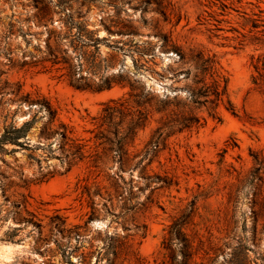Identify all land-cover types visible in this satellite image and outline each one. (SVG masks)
I'll return each mask as SVG.
<instances>
[{
  "label": "rangeland",
  "instance_id": "1",
  "mask_svg": "<svg viewBox=\"0 0 264 264\" xmlns=\"http://www.w3.org/2000/svg\"><path fill=\"white\" fill-rule=\"evenodd\" d=\"M0 264H264V0H0Z\"/></svg>",
  "mask_w": 264,
  "mask_h": 264
},
{
  "label": "trees",
  "instance_id": "2",
  "mask_svg": "<svg viewBox=\"0 0 264 264\" xmlns=\"http://www.w3.org/2000/svg\"><path fill=\"white\" fill-rule=\"evenodd\" d=\"M204 62H208V60H205ZM105 87H110V85H105ZM226 94V81L224 79H219V77H217L216 79H214L210 84H204L200 87H197L192 95H193V102L196 103H200V102H204V103H208L209 104V110H210V114L211 115H215V108L218 105V102L222 100V98L225 96ZM134 97H137V94H132ZM211 98H208L210 97ZM205 98L201 101V98ZM135 103H137L139 105V102L137 101V99L134 100ZM114 108L107 106L104 111L107 113L106 115H104V118L109 117V115L111 114V112H113ZM232 112H234V110L231 108ZM49 114L51 117H54L53 115V111H49ZM145 117L144 114L141 110H137V113L134 117H132L129 122V128L126 131V133L121 136L119 138V141H122L123 139H125L128 134L131 132H133L132 134H135V131H132L133 129L139 127L142 125V121H144ZM199 122V117H197L196 115H192L191 113H188L187 115H183L180 119H175V120H170L166 123H164L163 127H170L172 126V124H176L179 129H184V128H191L194 125H196ZM171 123V124H170ZM133 127V128H132ZM161 128H157L156 133H158V135H160L161 133L158 132ZM24 131V125L16 128V127H10L9 129H6L4 131V134L2 135V140H15L16 137L18 136L17 134ZM155 143V141H154ZM71 147L73 148V151L71 152L72 155H77L80 154V152L82 151V145H80L79 143H73L71 144ZM259 169L258 166H256L251 174L255 173L257 170ZM185 215L183 214L182 217H184ZM185 223L184 220L179 219L176 222L173 223L172 225V229L175 228L177 225L179 226V233H181V224ZM171 232V231H170ZM190 245L188 243H186V241L182 244V256L185 258V261L187 262L188 260H190L191 258V252H190Z\"/></svg>",
  "mask_w": 264,
  "mask_h": 264
}]
</instances>
